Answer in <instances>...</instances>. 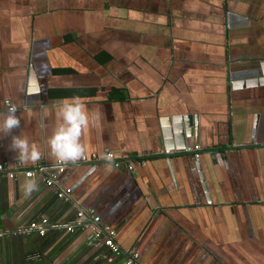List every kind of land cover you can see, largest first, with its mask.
Instances as JSON below:
<instances>
[{"label": "crops", "instance_id": "obj_1", "mask_svg": "<svg viewBox=\"0 0 264 264\" xmlns=\"http://www.w3.org/2000/svg\"><path fill=\"white\" fill-rule=\"evenodd\" d=\"M263 63L264 0H0V113L21 121L0 131V164L19 162V135L42 154L24 167L61 162L47 140L74 96L83 155L120 161L62 162L66 200L1 178L0 264H123L102 237L66 231L79 210L137 264H264V84H246ZM187 113L198 158L163 154L160 117Z\"/></svg>", "mask_w": 264, "mask_h": 264}, {"label": "clouds", "instance_id": "obj_2", "mask_svg": "<svg viewBox=\"0 0 264 264\" xmlns=\"http://www.w3.org/2000/svg\"><path fill=\"white\" fill-rule=\"evenodd\" d=\"M57 111L62 122L53 131L48 138L47 144L52 156L61 162H76L84 154V146L80 142L82 131L89 124V116L85 110V104L80 97L64 98L58 101ZM17 108L10 105L7 111L0 113V131L9 134L13 129L19 128L21 121L16 115ZM12 151H15L17 160L21 163H35L42 158L41 152L35 145H30L26 138L12 136L9 145ZM108 164L113 162L111 155L104 157ZM21 189L25 196H30L38 190L37 181L29 174L21 184Z\"/></svg>", "mask_w": 264, "mask_h": 264}, {"label": "built area", "instance_id": "obj_3", "mask_svg": "<svg viewBox=\"0 0 264 264\" xmlns=\"http://www.w3.org/2000/svg\"><path fill=\"white\" fill-rule=\"evenodd\" d=\"M199 150L197 145H194L192 148H184L181 150L182 152H192V156L194 159L198 158L197 151ZM163 154H168L169 150L162 151ZM107 155H111L113 158L112 165L114 168H118L119 166V157H116L114 153L107 151L104 153L102 157H97L95 155L90 156H82L79 160L82 163H88L89 166H95V164L99 161H105L104 157ZM139 160V164H143V159L140 157L136 158ZM106 162V161H105ZM125 167L128 171L132 169V166L125 161ZM65 167V163L56 162L45 170L39 165H33V167H24L20 162H14L11 165H6L5 163L0 164V180L1 178H5L7 180H13L17 173H20L24 178L28 177L29 174H32V178H36L40 181V183L47 188L53 189V193L56 198L66 200L68 199L70 188H62L57 184V177L60 172L63 171ZM44 224V221L41 223H31L29 225L30 228H35ZM74 224H76L74 226ZM67 232H73L74 229H78L82 233H89L91 236L97 238L102 237L103 245L114 255H122L124 260L123 264H137V253L133 248L120 250L118 246L114 243L113 237L115 235V231L106 225H101L99 223V218L93 215L92 210H79L75 213V219L73 224L71 223L66 228ZM43 230H39V234H42Z\"/></svg>", "mask_w": 264, "mask_h": 264}, {"label": "water", "instance_id": "obj_4", "mask_svg": "<svg viewBox=\"0 0 264 264\" xmlns=\"http://www.w3.org/2000/svg\"><path fill=\"white\" fill-rule=\"evenodd\" d=\"M260 77L252 78L246 82L251 86L264 84V63L260 64ZM238 83H232L231 87L236 88ZM160 138L164 150H183L185 147L192 148L198 144V115L187 113L184 115L174 114L163 116L159 119ZM198 176L202 182V188L206 192L203 178L200 173L198 162L195 163Z\"/></svg>", "mask_w": 264, "mask_h": 264}, {"label": "bare ground", "instance_id": "obj_5", "mask_svg": "<svg viewBox=\"0 0 264 264\" xmlns=\"http://www.w3.org/2000/svg\"><path fill=\"white\" fill-rule=\"evenodd\" d=\"M185 148H187V147H185Z\"/></svg>", "mask_w": 264, "mask_h": 264}]
</instances>
